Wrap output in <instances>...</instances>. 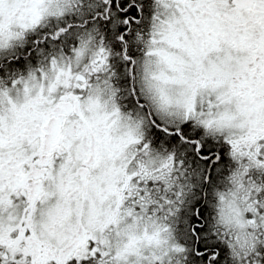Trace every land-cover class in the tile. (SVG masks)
I'll use <instances>...</instances> for the list:
<instances>
[{"label":"snow or ice","instance_id":"6c2138e0","mask_svg":"<svg viewBox=\"0 0 264 264\" xmlns=\"http://www.w3.org/2000/svg\"><path fill=\"white\" fill-rule=\"evenodd\" d=\"M0 264H264V0H0Z\"/></svg>","mask_w":264,"mask_h":264}]
</instances>
